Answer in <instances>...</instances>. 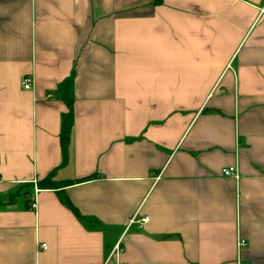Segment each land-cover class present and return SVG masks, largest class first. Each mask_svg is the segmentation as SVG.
<instances>
[{
	"label": "crops",
	"instance_id": "crops-1",
	"mask_svg": "<svg viewBox=\"0 0 264 264\" xmlns=\"http://www.w3.org/2000/svg\"><path fill=\"white\" fill-rule=\"evenodd\" d=\"M0 264H264V0H0Z\"/></svg>",
	"mask_w": 264,
	"mask_h": 264
},
{
	"label": "built area",
	"instance_id": "built-area-1",
	"mask_svg": "<svg viewBox=\"0 0 264 264\" xmlns=\"http://www.w3.org/2000/svg\"><path fill=\"white\" fill-rule=\"evenodd\" d=\"M33 84H34V79H33V77L31 75L30 76H26V77L23 78L22 85H23V87H24L25 90H31L32 87H33ZM236 173H237V171H236L235 168H229V169H227V170L224 171V175L225 176H228V177H230V176L231 177L232 176L237 177L238 174H236ZM31 208L33 210H35L37 208V200L36 199H34L33 203L31 204ZM147 221H148L147 218H144L142 220V222H144V223L147 222ZM245 243L246 242L244 240H242V241H240L239 246L242 247V246L245 245ZM41 248L42 249H46L47 248V245L46 244H42L41 245Z\"/></svg>",
	"mask_w": 264,
	"mask_h": 264
},
{
	"label": "trees",
	"instance_id": "trees-1",
	"mask_svg": "<svg viewBox=\"0 0 264 264\" xmlns=\"http://www.w3.org/2000/svg\"><path fill=\"white\" fill-rule=\"evenodd\" d=\"M162 2H163V0H154V3L156 5H161ZM68 123H71V122L68 121ZM68 123L64 129V136H63L64 137V147L66 146L65 144H66V140H67L66 134L68 133L69 128H70V124H68ZM40 187H41V189H59L60 188L59 185L55 184L52 181H44L40 184ZM64 202L77 216H80L79 213L76 211V209L73 207V205L70 203L69 200H65Z\"/></svg>",
	"mask_w": 264,
	"mask_h": 264
}]
</instances>
